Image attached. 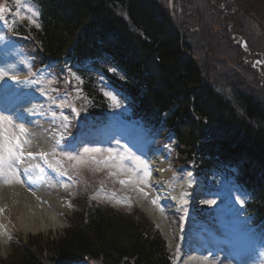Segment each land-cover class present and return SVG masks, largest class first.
I'll return each mask as SVG.
<instances>
[{
	"label": "trees",
	"instance_id": "16d2710c",
	"mask_svg": "<svg viewBox=\"0 0 264 264\" xmlns=\"http://www.w3.org/2000/svg\"><path fill=\"white\" fill-rule=\"evenodd\" d=\"M11 1L4 0V5L9 8ZM22 4L38 10L40 25L30 28L29 36L18 24L13 35L30 51L79 69L91 115L104 113L106 107L91 85L90 66L84 65L96 58L110 67L112 83L153 135L165 142L174 140L184 167L205 182L226 174L249 193V220L264 230V104L250 93L248 81L226 58L225 49L221 52L225 57H209L208 51L195 48L159 0H22ZM227 34L226 28V38L212 34L205 38L218 41L215 48L225 42L230 51L240 49L244 58L246 53ZM242 58L236 64L264 84L254 76L253 61ZM212 65H218L213 73ZM257 72L263 76L264 70ZM212 74L220 81L213 82ZM96 184L94 180L92 187ZM82 193L86 200L76 207L62 239L52 242L48 252L33 243L8 264H172L166 241L135 206L120 212L93 204L87 191Z\"/></svg>",
	"mask_w": 264,
	"mask_h": 264
},
{
	"label": "rangeland",
	"instance_id": "374dc122",
	"mask_svg": "<svg viewBox=\"0 0 264 264\" xmlns=\"http://www.w3.org/2000/svg\"><path fill=\"white\" fill-rule=\"evenodd\" d=\"M159 1L162 2L163 4H165L166 2L165 0L164 1L159 0ZM169 2H170L169 9L171 10L172 15H174V18H173L174 23L179 28H181V30L183 29V32L187 34L189 42L195 48H203L204 52L208 51L209 57H212L213 55L215 56L221 55L222 57H225L223 53H221L222 50L225 49L226 54H228V57L226 58L230 59L229 62L231 64L237 65L235 66L236 67L235 69L240 71L243 74V77L248 81L249 84L247 88H249L250 93H254L257 96V98L260 99L264 104V84L261 83L260 80L258 82L253 81L255 80L253 75L249 74L250 72L248 73L246 72V70H248L247 67H245L244 65L243 67H239L238 66L239 63L236 64V60H238L239 62L240 58H242L240 57L241 56L240 49H239V53H237L238 50H236V48L235 49L233 48L232 51H230V49L227 47L228 45L225 42L224 44L227 46L225 45L223 46L221 43H218L215 48V44L218 41H215L211 38H205L207 34H212L215 36L222 35L224 38H226L225 36L226 28H227V32L229 36L232 35V33H230L231 31L234 30V32L236 33V30L238 29V30L244 31L243 36L248 41V43L251 45V48L253 50L264 53V4L260 2L259 0H169ZM220 2H222L223 4L221 5ZM176 8H177V13H175ZM184 13H187V17H184ZM183 25H184V28H183ZM188 28L190 29V32L188 31ZM228 34H227V37H228ZM1 39H2V34H1L0 40ZM6 53H8L7 55L12 54V53L19 54L20 50L17 47L12 46V48L6 51ZM244 59L245 58H242L243 61L245 62L248 61ZM21 60L24 61L25 64L28 63L23 58H21ZM213 66H218V65H212V73L215 72L213 69ZM220 67L221 66H219V68ZM244 67L246 68V70L244 69ZM232 69L233 68H231L230 71H232ZM255 72L256 73L254 76L255 78H257V80L259 78L264 79V75L261 76L257 71ZM1 77L2 78L6 77V73L4 71H0V78ZM211 77L214 78L215 80V81L213 80V82L220 81V78H218V76H215V74H212ZM51 83H53V81H51ZM107 97L109 98V96ZM110 100L115 106L120 104V101L117 98L115 100L113 99H110ZM60 119L61 120H59V122H62V124L65 125L66 120L64 119V116H60ZM67 120H68V117H67ZM66 125L64 126V128H66ZM110 130L115 132L114 126L111 127ZM107 133H109V131H107ZM34 138H35V141H29V144L27 145L29 152L35 154V156H38V153L33 152V151L35 149L39 150V147L36 143L40 144L41 147L43 148V152H48L50 154V157H49L50 163L53 166L60 168V166L58 165V162H56L55 158H53V154L58 149L54 153L52 154L50 153L51 150H54L51 148V144L52 145L54 144V140L56 139V136L54 137V140L53 139L51 140L53 141L51 143L47 139L43 140L42 136L38 132ZM132 142L135 143L136 146L141 151L148 152L151 150L153 152L159 153L161 160L164 162V164H166V166H168L174 171L176 178H181L184 176L185 170H183L182 167L174 166V164L172 166L171 163L165 161L167 159L166 155L162 154L161 150H158L156 147L149 145L144 140V138L134 137L132 138ZM58 154L62 157H65L66 159H68L67 158L68 155L73 156L71 153L69 154L63 153L61 149L58 151ZM97 157L102 158V156L100 155H97ZM28 161H29V164L31 163L33 165L37 163L38 164L37 170L41 168L42 166L41 163L37 159H29ZM73 163L76 166L86 167L92 174L93 172H95L96 174L102 175V174H109L110 171L112 172L118 171L116 168L111 167V166L97 165L93 163L91 159H87L86 163H79V164L75 160H73ZM116 178H119V177L117 176ZM112 179H114L115 181L114 176L111 178V180ZM51 186L53 187V189L55 190L57 189L56 193H60V196L59 197L57 196L56 198H58L59 207L57 209L59 211L58 215L62 221L63 228L56 232H50L47 234L30 235V236H24L22 232H16L13 235V239L14 238L15 239L14 240L12 239L10 241L7 254L1 256L0 264H6V263L8 264L11 260H14L17 254L20 253L22 249H24L23 246L24 247L27 246L26 248H28L29 246H31V244L37 243L38 245L42 246L40 248L41 250H43V252L44 251L48 252V250L50 249V244L52 242H56L59 239H62L64 237L66 230L70 226V218L73 215L70 209L66 207V203L70 197V193L72 192L73 188L71 185H64V184L60 185V187L59 186L57 187L52 182H51ZM193 186L190 188L188 193L187 192L183 193L182 196L179 197L183 202L185 200L187 201V203L184 202L185 211L186 209L188 210L189 202L190 204H193V203L197 204L201 197V193H200L201 189L194 190ZM210 187L213 190L208 195L207 203H209L210 201H215V203L214 204L209 203V205H216L217 203H220L217 206V209H218L217 217L221 221L222 225H224V228L227 231L228 237H230V235L233 234L232 226H235L234 221L236 219V214L233 213L232 210H230L227 206H225L222 200H220L219 198L215 196V193L216 192L222 193V194L226 193L227 195L230 194L236 197V192L232 188V186L228 185L226 182L217 181V184L216 183H214V185L211 184ZM126 188H127L126 190H128L129 192L135 194L134 196L137 197L138 203H146L143 200L146 198H143L141 194L132 192V189L130 187H126ZM123 191H125V188L123 189ZM131 193L129 194L131 195ZM107 200L113 204L115 208H112V209L114 210L124 211V210H127L128 208L127 206H124L120 201L114 198H108ZM146 200H150V198H147ZM103 201H104V204L107 203L105 202V200ZM237 202H239L238 199H237ZM140 211H141V214L144 217H146L147 220L149 221L152 220L149 215L148 210L142 207ZM0 212L3 215H7L8 217L10 216V214H8L9 210H7L4 203L1 201H0ZM184 222H185V226L189 229L190 228L189 216H186ZM155 226L158 228L156 224ZM162 238L167 239L168 237L162 234ZM174 238L175 237H172V239L168 241L169 247L172 252H175L179 244V240L178 241L174 240ZM193 239L195 240L196 238H193ZM13 242L15 243L14 246L12 244ZM208 242H212L214 244L212 240L208 239L205 242H203L204 244L203 247H207ZM47 257H48V254H47Z\"/></svg>",
	"mask_w": 264,
	"mask_h": 264
},
{
	"label": "bare ground",
	"instance_id": "6f19581e",
	"mask_svg": "<svg viewBox=\"0 0 264 264\" xmlns=\"http://www.w3.org/2000/svg\"><path fill=\"white\" fill-rule=\"evenodd\" d=\"M0 65L4 66L3 59H0ZM10 67L12 66H6V69ZM25 85V82L14 83L7 87L0 85V99L5 100L7 98L3 89H7L13 97H20L22 93L26 92ZM40 87L41 85L29 91V93L31 92V96L35 98V104L24 106L20 104L15 108V112L26 111L29 114L30 120L34 123L32 127H35L37 130H44V134L50 133L53 137L55 136L56 129L52 119L46 117L36 121L37 118H34L40 109V103L41 107L44 104L43 99H38ZM18 91L20 92L18 93ZM5 103L7 106L9 105L7 100H5ZM148 158L152 170L151 184L157 189V194L161 196V202L165 206L166 212L156 213L147 203H143V207L149 211L151 219L170 240L172 232H180V203L177 199L179 194L177 189L180 185L186 183L183 181H172L173 172L160 164L157 154L151 152ZM41 160H44V158H41ZM26 177L31 179V175L28 173ZM44 189L46 188L39 186L35 189L37 192L34 195L28 196L16 185H0V201L4 203L7 210H9L8 214H10L8 217L0 213V259L1 256L7 254L9 249L8 241L16 232H22L24 236H30L56 232L63 228L62 221L58 215L59 211L57 208L59 207V203L58 198H56L57 195L53 193L42 194V190ZM188 243L194 242L189 240ZM220 245L222 247L227 246L224 243ZM181 256L179 264H234L236 262L235 259L239 261V264H249L252 261V257L247 252H244L242 257L238 253L235 255V258L225 255L220 258L219 262L215 259L206 260L203 257L204 254H201L199 249L192 246L186 248Z\"/></svg>",
	"mask_w": 264,
	"mask_h": 264
},
{
	"label": "snow or ice",
	"instance_id": "6c2138e0",
	"mask_svg": "<svg viewBox=\"0 0 264 264\" xmlns=\"http://www.w3.org/2000/svg\"><path fill=\"white\" fill-rule=\"evenodd\" d=\"M21 5L19 0H17V10L15 16L18 17L21 21L28 20L30 24L35 25L39 28V24L36 22L34 17L38 16V12L34 11L33 8L28 7L27 12L31 15L23 14L20 11ZM6 5L0 4V20L5 21V13L10 12ZM82 83V81H81ZM80 89H77V94H80ZM106 96H109L110 99L115 100V96H111L109 93H105ZM57 107H62L58 104ZM72 112L79 116V112L76 108H72ZM67 120V116L64 117ZM67 126V125H66ZM27 135V130L23 124L18 125L17 127L13 126V120L5 115L3 112H0V181L5 184L12 183H23L20 178L19 165H22L25 159H35V154L31 152L25 153V147L29 144V141L25 139ZM118 147L102 150L101 148H83V153L85 156H81L77 149V156L68 155L69 160H75L79 163H86L87 159L97 165L103 164L104 166H111L116 168L118 171L111 172L110 175L117 177L118 175H128V179H119L121 185H132L133 189L140 193L144 198H149V192L146 191V188H151L153 191H157L156 188L149 183L151 177V169L146 161L141 160L139 156L132 154L126 148L123 151L120 150L119 142H117ZM62 152L67 154V146L61 149ZM106 153V156L103 160L97 159L96 154ZM41 158H46V153L39 154ZM127 162V163H126ZM27 173L28 169H24ZM130 174V175H129ZM173 199H175L173 197ZM161 196L157 194L154 198H151L150 202L152 205L157 207L161 212L164 211V206L160 203ZM131 206L130 200L127 198L122 201ZM187 203V201H184ZM210 204H214L215 201H210Z\"/></svg>",
	"mask_w": 264,
	"mask_h": 264
},
{
	"label": "water",
	"instance_id": "95a60500",
	"mask_svg": "<svg viewBox=\"0 0 264 264\" xmlns=\"http://www.w3.org/2000/svg\"><path fill=\"white\" fill-rule=\"evenodd\" d=\"M239 43H241L242 47H243L245 50H247V47H246V43H245V41L241 40V41H239Z\"/></svg>",
	"mask_w": 264,
	"mask_h": 264
}]
</instances>
